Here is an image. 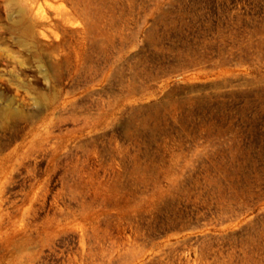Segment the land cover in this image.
Here are the masks:
<instances>
[{"label":"rangeland","instance_id":"obj_1","mask_svg":"<svg viewBox=\"0 0 264 264\" xmlns=\"http://www.w3.org/2000/svg\"><path fill=\"white\" fill-rule=\"evenodd\" d=\"M176 1L220 62L139 84L173 0H0V264H264V0Z\"/></svg>","mask_w":264,"mask_h":264},{"label":"built area","instance_id":"obj_2","mask_svg":"<svg viewBox=\"0 0 264 264\" xmlns=\"http://www.w3.org/2000/svg\"><path fill=\"white\" fill-rule=\"evenodd\" d=\"M181 7L178 1L173 0V3H168L161 13L157 12V8L154 9L153 13L156 15L150 21H146L145 18L141 20L140 16H137L128 22L127 31L132 34L141 33L142 40L146 42L151 38L147 43L150 50L165 51V57L149 60V62H159L155 65L150 63L149 66L147 62H124L130 66L132 82L143 84L147 80L148 82L159 80L167 72L169 73V70L171 72L188 62H220L216 45L222 28L217 21L218 16L208 12L205 20L204 13L201 14L199 11L195 16L185 17L180 14ZM140 11L141 9H138L136 15ZM135 42L134 38L127 40V43L132 45ZM98 95L97 102L105 100V94Z\"/></svg>","mask_w":264,"mask_h":264}]
</instances>
